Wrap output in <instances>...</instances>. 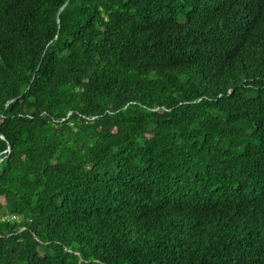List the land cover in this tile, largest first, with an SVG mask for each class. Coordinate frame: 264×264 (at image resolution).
<instances>
[{"label":"trees","instance_id":"obj_1","mask_svg":"<svg viewBox=\"0 0 264 264\" xmlns=\"http://www.w3.org/2000/svg\"><path fill=\"white\" fill-rule=\"evenodd\" d=\"M0 264H264V0H0Z\"/></svg>","mask_w":264,"mask_h":264},{"label":"water","instance_id":"obj_2","mask_svg":"<svg viewBox=\"0 0 264 264\" xmlns=\"http://www.w3.org/2000/svg\"><path fill=\"white\" fill-rule=\"evenodd\" d=\"M68 2H69V1H67V2L63 5V7H62L61 9H63V8L66 6V4H68ZM58 20H59V22H61L60 19H58Z\"/></svg>","mask_w":264,"mask_h":264}]
</instances>
